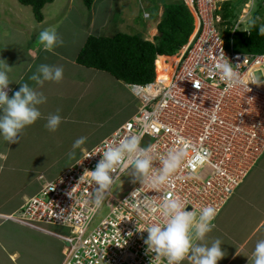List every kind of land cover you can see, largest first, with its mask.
Masks as SVG:
<instances>
[{
    "label": "built area",
    "instance_id": "2783aa9c",
    "mask_svg": "<svg viewBox=\"0 0 264 264\" xmlns=\"http://www.w3.org/2000/svg\"><path fill=\"white\" fill-rule=\"evenodd\" d=\"M237 1L183 0L193 16L194 30L174 54L178 56L172 70L160 76L157 57L153 81L127 85L139 101L136 113L43 184L18 209V215L6 219L60 240L64 245L61 264H150L154 254L147 253L148 234L142 230L160 219L156 206L165 196L185 202L188 211L212 206L217 217L264 154V82L249 83V90L235 86L226 91L227 85L215 72L224 53L241 77L264 81V53L233 49L234 33L248 32L254 17L249 29H237L252 11L254 0H248L241 20L232 26L235 10L233 19L224 18L221 10L223 4ZM258 8L257 18L264 23V2ZM129 134L140 137L141 147L153 146L154 158L181 141L188 155L170 185L153 189L137 180L129 183L122 196L109 195L102 203L108 213L91 228L102 205L94 204L96 186L81 177L85 170L95 169L107 144ZM155 163L159 166L158 159ZM44 225L64 227L68 235L51 232Z\"/></svg>",
    "mask_w": 264,
    "mask_h": 264
},
{
    "label": "crops",
    "instance_id": "0c3cea01",
    "mask_svg": "<svg viewBox=\"0 0 264 264\" xmlns=\"http://www.w3.org/2000/svg\"><path fill=\"white\" fill-rule=\"evenodd\" d=\"M13 2L17 4L16 0ZM94 3L93 0L92 5ZM91 7L88 10L85 9L82 0H54L53 3L43 7L41 22L34 19L29 6L17 7L15 11H10L9 17L7 15L2 16V12L0 13V23L3 22L0 25V61H5L7 66L12 68L8 72L11 81L8 91L9 98L12 97L13 92L19 90L22 83H28L34 90L46 97V103L38 106L41 117L19 133L21 139L26 131L31 133L37 129L38 125L47 122L48 115L55 114L58 108L61 109L59 115L62 121L60 124H67L72 133L77 134L78 138L85 137L82 136L81 132L88 124L92 125V131L86 134L89 135L87 137L96 133L98 135L91 139L88 138L85 144L77 149L74 158L65 157L64 159L70 161L60 171L54 172L50 180H45L43 174L23 158V153H12L15 143L7 144L0 137V264H57L58 257H54L48 247L49 244L52 247L51 241H54L52 238L55 237L8 220L6 216L16 213L28 198L39 191L43 184L52 181L63 173L81 157L83 152L111 135L120 125L128 121L138 109L139 103L129 91L134 100V104L130 108L125 102L124 107L121 108L122 111L119 112L117 109L114 112L112 109L111 116L104 117V120L98 123L84 113L94 106L91 105L88 109L87 105H81V101L87 97L91 100L99 94L100 90H97V87L102 86L104 90L110 89L116 94H121L122 86L128 88L127 85L116 81L106 72L86 68L75 62L87 37L100 36L97 32L99 33L101 26L104 28V24H108L100 21L96 31V25L93 22L97 16L95 11H92L93 6ZM1 9H4L2 3H0ZM159 10L160 7H158L157 12ZM27 17L28 23L24 21ZM145 17L147 18L148 14H144ZM97 18L101 20L104 19V16L101 15ZM127 26H123L124 29L131 27ZM45 29H55L63 40L62 45L55 47L50 52L45 51L38 42L39 33ZM151 30L156 31L157 29L156 27L147 29L146 33ZM136 33L140 34L137 30ZM40 64L62 66L63 78L59 82L45 81L42 85L30 81L29 76ZM70 99L75 100L72 101L75 102L74 105L69 106L71 102L63 104L65 100ZM122 99L120 98L118 103ZM105 100L108 99L104 97L101 103H104ZM55 102L59 104L57 105ZM63 108L66 112L61 113ZM54 132L60 133L59 127ZM49 137L50 141L54 140L53 136ZM58 140L61 144L66 142V139L64 141L62 137ZM73 143L69 146L70 149H72ZM30 145L33 144H29V148L27 147L25 150L26 153L31 149ZM42 151L47 152L46 149ZM62 155L65 156L66 152L64 151ZM62 155L57 160H60ZM39 156V151H36L29 160H37ZM262 157L253 167L255 169L250 170L246 181L216 217L215 228L201 242L210 245L215 239L221 240V250L224 252V256L217 264H252V252L255 244L258 240L264 239V159ZM252 171L254 172L250 174ZM32 175H35L33 177L35 182H31L35 185H32L31 193H33L31 194L27 192V188L24 191L21 187H27V179L32 178ZM58 248H60V243L57 245ZM61 252L63 255V248H61ZM49 257L54 258L51 260ZM182 264H188V262L184 261Z\"/></svg>",
    "mask_w": 264,
    "mask_h": 264
},
{
    "label": "clouds",
    "instance_id": "9594fccd",
    "mask_svg": "<svg viewBox=\"0 0 264 264\" xmlns=\"http://www.w3.org/2000/svg\"><path fill=\"white\" fill-rule=\"evenodd\" d=\"M259 31L264 34V26H261ZM38 42L49 52L63 44L55 29L41 31ZM11 69L5 61H0V137L7 144L18 143L19 133L41 117L38 106L46 103V97L28 83L20 84L19 90L13 92L9 98L11 81L8 72ZM63 71L62 66L40 64L28 79L37 85H42L45 81L59 82L63 78ZM215 72L218 73L219 80L227 85L226 91L235 86L248 89L249 83L264 82L241 77L225 58L224 53L215 65ZM60 111L58 108L55 114L48 115L45 124L47 130L52 132L57 130L62 121ZM86 139L79 137L74 141L69 158H74L75 150L81 148ZM152 147H141L140 137L133 134L114 139L105 146L102 153H99L101 159L95 169L85 170L81 177V179L88 177L89 182L96 186L94 204L97 208L112 194V188L120 180V175L127 174L129 170L134 176V182L138 180L140 183H147L153 189L171 184L173 175L183 166L188 155L183 142H178L158 158L152 155ZM157 159L159 166H154ZM113 174H116L115 177ZM186 207L187 204L180 199L167 196L156 206L160 219L142 230L148 234L144 240L147 253L154 254L150 264H182L184 261L188 264H217L223 258L220 239H215L210 245L201 243L215 228L213 223L216 217L215 208L204 206L199 211L193 209L188 211ZM252 264H264V239L258 240L255 244Z\"/></svg>",
    "mask_w": 264,
    "mask_h": 264
},
{
    "label": "rangeland",
    "instance_id": "374dc122",
    "mask_svg": "<svg viewBox=\"0 0 264 264\" xmlns=\"http://www.w3.org/2000/svg\"><path fill=\"white\" fill-rule=\"evenodd\" d=\"M247 1L248 0H240L234 4L236 14H235V20L233 21V23H231L232 26H235L237 20H241V18H239V15L244 14L241 13V9L243 8V4ZM94 2L95 3L92 5L93 6L92 11H95L97 17L101 15L104 16V19L101 20H98V18L96 17V20L93 22V24L96 25V31L100 21H102L103 23H108V24H104L105 26L103 25L104 28L101 26L99 33L97 32L98 35L100 34V36L102 37H112L122 32H123L122 34L134 35L137 34L136 33L137 30L138 33H140L144 39L153 41L154 36L157 35V30L156 31L151 30L149 33H146V30L156 27L157 23H159V21L161 20V16L163 14V7L165 5L178 4V3L180 4L183 3V0H94ZM261 2H264V0H254L252 11L250 12L249 16H246L244 20H241V23L240 25L237 26V29L240 30L243 29L244 27L249 29L251 15L254 16L255 13L257 15V13L261 12L258 8V3ZM0 3H2L4 7V9L0 10V13L2 12L1 15L2 16L7 15V17H9L10 11L13 12L17 7L22 6L17 2V0H16L17 4H14L13 0H0ZM158 7H160L159 12H157ZM85 9L87 8L85 7ZM158 13L160 17L157 16ZM144 14H148V17L144 18ZM24 21L28 23V17ZM130 21L131 24H129ZM2 23L3 22H1L0 25H2ZM126 25L131 27L127 26L128 29H124L123 26ZM100 87L96 88L97 90H100L99 91L100 93L94 96L91 100L87 97L86 99L81 101V105L82 104L87 105L89 107L88 109H90L91 105L94 106L89 111L84 112L85 115L89 116L90 119L93 120L94 122L98 123L104 120V117L108 115L111 116L112 109L114 110V112L117 111V109L119 112L122 111L121 108L124 107L125 102L127 103L129 108L132 107V105L134 104L133 96L130 95L131 92L129 93L130 90H128V88L126 89L124 86H122V88L120 89L121 94H116L115 92H111L110 89L106 91L103 89L102 86ZM104 97H106L108 100H105L104 103H101V100ZM120 98L123 99L121 100L120 103H118ZM72 101L75 100H71V99L65 100L63 104L71 102L69 103V106H72L75 104V102ZM136 103L137 102L135 100V104ZM55 104L58 105L59 103L55 102ZM64 112H66L65 108L62 109L61 113ZM45 124L46 122H44L43 125L41 124L38 125L37 129L35 131H32L31 133L30 132L27 133L26 131L22 139H21V134H19L18 143H15L13 145L12 153H17V152L21 154L23 153L22 154L23 158L29 161L31 163V166L37 169L38 172H41L45 180H50L54 172L57 173V171H60L62 167L65 166L70 161L64 158L69 156V153L72 151V149H70L69 146L78 138V136L76 133H72L70 127H68V125L64 123L58 126L60 129V133L56 134L54 132V134L52 135V131L47 130ZM85 127L86 128L82 129L81 132L83 134L82 136H85L87 139L88 138L91 139L92 137L98 136L96 133L95 135L93 134L90 137H87L89 135L86 134H89L92 131V125L88 124ZM49 136H53L54 140L50 141ZM60 137H62L64 141L66 139V142L64 144H61L59 142L58 138ZM43 138L45 139L43 140ZM33 140L35 141L34 143ZM30 143H32L33 145H30L31 149L26 153L25 150L27 149V147L29 148ZM21 149L22 151H20ZM43 149H46L47 152L42 151ZM36 151H39V155H40L39 159L30 161L29 158ZM64 151L66 152L65 156H63L65 153L62 155ZM76 153H77V149L75 154ZM61 155L62 158L60 160H57V158L60 157ZM262 159H264V157H262ZM254 169L255 168H253V170ZM253 172L254 171H252L250 174H252ZM34 176L35 175H32V178L27 179L28 180L27 181L28 184L26 185L27 187L21 185L23 186L21 188L24 191L27 188V192L31 193L32 185H35L34 183H32L35 182V180L33 179ZM130 182H134V176L132 175L131 170H129L127 174H123L120 177V180L117 181L116 184L113 186L112 193L117 197L122 196L126 192V190L129 189ZM107 213H108L107 207L105 204H103L100 207V209L97 211L96 215L94 216L91 222V228L97 225L98 222L101 219H103V217ZM15 215L18 214L15 213ZM43 227L47 228L51 232H54L62 236L68 235V229L64 227L51 226V225H44ZM52 239L54 240L51 241L52 247L50 244L48 245V247L49 249H51V253L53 254V256L56 258L58 257L57 264H61L63 255L62 252L60 253V250L61 248L64 247V245L63 243H61L60 240L56 238H52ZM57 241L60 243V248L58 249H57V245H59V243ZM54 257H49V258L53 260Z\"/></svg>",
    "mask_w": 264,
    "mask_h": 264
},
{
    "label": "trees",
    "instance_id": "16d2710c",
    "mask_svg": "<svg viewBox=\"0 0 264 264\" xmlns=\"http://www.w3.org/2000/svg\"><path fill=\"white\" fill-rule=\"evenodd\" d=\"M22 6H29L34 19L41 22L42 9L54 0H17ZM240 1V0H238ZM237 1V2H238ZM235 2V3H237ZM243 2V1H242ZM90 9L93 0H82ZM235 3H225L221 13L224 18H234ZM255 13L252 27L248 32L236 31L232 37L233 49L240 53H264V34L259 29L264 26ZM157 35L153 41L141 34L118 33L112 37L89 36L80 49L75 62L83 67L103 71L125 85L145 84L154 80V61L157 71L173 66L176 51L186 43L194 30V19L184 3L164 6L161 20L156 26ZM167 56V57H162Z\"/></svg>",
    "mask_w": 264,
    "mask_h": 264
},
{
    "label": "bare ground",
    "instance_id": "6f19581e",
    "mask_svg": "<svg viewBox=\"0 0 264 264\" xmlns=\"http://www.w3.org/2000/svg\"><path fill=\"white\" fill-rule=\"evenodd\" d=\"M172 68H173V66L170 67V68H168V69H161V70L159 71V75H160V76L165 75V74L168 73L170 70H172Z\"/></svg>",
    "mask_w": 264,
    "mask_h": 264
}]
</instances>
